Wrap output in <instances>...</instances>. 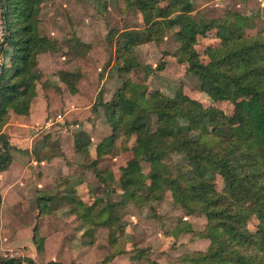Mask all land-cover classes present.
<instances>
[{"label":"trees","instance_id":"1","mask_svg":"<svg viewBox=\"0 0 264 264\" xmlns=\"http://www.w3.org/2000/svg\"><path fill=\"white\" fill-rule=\"evenodd\" d=\"M0 1L8 32L0 53L4 60L0 65L1 172L10 162L11 149L2 130L11 112L30 115L41 80L39 56L55 47L40 32L39 0ZM123 1L127 8L142 14L144 28L126 31L117 41L118 70L124 85L109 102L100 95L93 107L94 111L104 108L114 132L97 146V157L113 152L118 140L135 136V159L150 163L151 171L145 174L122 168L119 183L127 190L124 198L133 200L139 190L147 188L145 200L150 201L157 191L168 188L175 204L188 215L204 214L207 226L200 237L210 241L208 249L184 254L177 263L264 264V33H248V19L232 11L220 18L197 21L189 0ZM175 15L181 19L178 36L184 42L175 57L189 65L202 90L215 102L233 104L231 115L214 106L204 108L183 91L174 97L160 95L157 101H148V84L139 78L144 68L136 60L135 48L154 40L160 19ZM213 30L220 43L207 49L210 60L205 64L194 47L199 36ZM146 69L149 73L153 70ZM135 73L138 80L132 77ZM66 75L63 73L62 79L75 94L76 87L65 79ZM172 153L182 154L185 163L163 162ZM97 161L90 169L105 183V171L98 168ZM218 178L223 181L222 189L218 188ZM148 181L152 183L148 185ZM48 202L49 197L39 198V214L43 215ZM97 202L73 205L71 213L77 216L83 233H93L98 227H121L119 205L109 203L100 211L96 210ZM153 218L159 216L155 213ZM183 224L179 223V231H186ZM34 241L38 245L37 235ZM110 246L109 260L127 251L119 237L111 240ZM0 261L23 260L0 256ZM24 261L34 264L30 259ZM148 261L159 264L151 258Z\"/></svg>","mask_w":264,"mask_h":264},{"label":"rangeland","instance_id":"2","mask_svg":"<svg viewBox=\"0 0 264 264\" xmlns=\"http://www.w3.org/2000/svg\"><path fill=\"white\" fill-rule=\"evenodd\" d=\"M39 1L40 32L52 40L55 50L42 53L38 60L41 80L37 84V96L40 94L48 102L52 112L43 124L33 126L32 130L48 143L40 154L50 158L52 184L47 192L38 191L37 206L41 196L49 197V202L42 209L43 215L35 217L37 224L53 219L61 223L59 227L64 225L60 234L75 241L67 264H110L116 259V264H149L148 258L159 264H179L177 260L184 254L206 251L210 241L200 237L207 226L206 217L200 212L188 215L175 204L168 188L157 191L150 201L145 200L149 193L147 188L139 190L133 200L124 198L127 190L119 183L122 168L130 167L133 172L145 174L151 171L150 163L135 159V136L127 141L118 140L115 150L100 159L96 154L97 146L114 132L104 108L94 111L93 107L100 95L109 102L123 87L116 55L117 41L126 31L144 28L142 14L127 8L123 0ZM189 1L195 9L192 16L197 21L220 18L232 11L248 19V33H264V0ZM161 5L165 6L166 2ZM0 13H4L1 1ZM180 21L177 15L160 19L159 29H154V40L135 48L136 60L144 68L139 78L148 84V101L155 102L160 95L174 97L183 91L202 107L214 106L231 115L233 104L215 102L202 90L200 80L189 65L175 57L184 43L178 36ZM219 43L216 30L198 37L194 48L203 63L210 60L207 49ZM147 67H151L152 72L149 73ZM63 73L76 87L75 94L63 81ZM137 73L132 77L138 80ZM48 119H53L54 124L46 129ZM96 160L98 168L105 171V183L90 169ZM163 162L175 165L185 163V159L182 154L172 153ZM217 183L222 189L221 178ZM96 201V210L100 211L106 204H118L122 226L98 227L93 233H83L77 216L71 213L73 205L80 202L92 205ZM38 213H41L39 208ZM155 213L159 218H153ZM179 223H184L186 231L178 230ZM37 237L38 246L43 249L45 238L38 232ZM118 237L127 251L109 260L110 241ZM23 241L29 242L26 238ZM12 254L18 253L15 250Z\"/></svg>","mask_w":264,"mask_h":264},{"label":"crops","instance_id":"3","mask_svg":"<svg viewBox=\"0 0 264 264\" xmlns=\"http://www.w3.org/2000/svg\"><path fill=\"white\" fill-rule=\"evenodd\" d=\"M41 98L40 94L36 96L29 116L11 112L10 121L2 130L11 149L10 162L0 172V256L30 259L34 264L53 261L67 264L75 241L60 234L64 225L59 227L61 223L53 219H46L39 225L35 221L39 214L38 191L47 192L52 184L50 158L40 154L48 143L32 130L33 126L43 124L52 112L48 102ZM37 232L45 238L43 249L34 241ZM25 238L30 244L23 241ZM15 250L17 255L12 254ZM117 260L110 264H116Z\"/></svg>","mask_w":264,"mask_h":264},{"label":"built area","instance_id":"4","mask_svg":"<svg viewBox=\"0 0 264 264\" xmlns=\"http://www.w3.org/2000/svg\"><path fill=\"white\" fill-rule=\"evenodd\" d=\"M7 37H8V32H7L6 21L4 19V14L0 13V53H1V47H2V45L5 44ZM3 61H4L3 57H2V55H0V65L3 63ZM0 74H1V69H0ZM53 124H54L53 119H48V121L45 123V128L49 129ZM0 264H32V263L23 260L19 263L0 261Z\"/></svg>","mask_w":264,"mask_h":264}]
</instances>
